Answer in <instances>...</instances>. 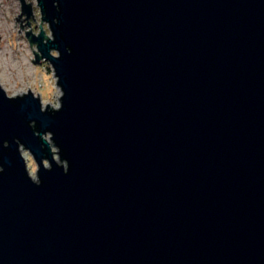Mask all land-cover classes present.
Wrapping results in <instances>:
<instances>
[{"label":"water","instance_id":"1","mask_svg":"<svg viewBox=\"0 0 264 264\" xmlns=\"http://www.w3.org/2000/svg\"><path fill=\"white\" fill-rule=\"evenodd\" d=\"M19 1L61 95L0 86V264H264V0Z\"/></svg>","mask_w":264,"mask_h":264},{"label":"rangeland","instance_id":"2","mask_svg":"<svg viewBox=\"0 0 264 264\" xmlns=\"http://www.w3.org/2000/svg\"><path fill=\"white\" fill-rule=\"evenodd\" d=\"M26 2H31L34 20L31 16L27 17V21L30 22V32L38 35L39 24H41V29L50 38L51 32H49L47 23L41 20L37 1L26 0ZM20 6L19 0H0V24L4 26L0 25V75L4 78L3 87L0 86L7 95H17L15 92L19 89L21 93H25L29 89L35 95L38 94L43 105L49 104L51 108H57L61 91L56 85V76H53L52 65L46 60L41 59L39 64L32 61V59L35 60L32 50L37 53L38 51L36 44L31 43L30 47L29 40L25 36L24 31L29 30V25H25L26 15L21 14L23 28L20 27V22L15 21V18L22 12ZM29 163L37 169L33 160L26 161L27 168Z\"/></svg>","mask_w":264,"mask_h":264},{"label":"clouds","instance_id":"3","mask_svg":"<svg viewBox=\"0 0 264 264\" xmlns=\"http://www.w3.org/2000/svg\"><path fill=\"white\" fill-rule=\"evenodd\" d=\"M52 55L55 56V55H57V53H56V52H53ZM50 136H51L50 133H49V134H46V135H43V136H42V139H44V140H48V139H50ZM22 156H23V158H24L26 161H31V160H32L31 155H30L29 152H27V151H23V150H22ZM65 163H66V166H67L68 162L65 161ZM47 166H48V165H47V163L45 162V167H47ZM3 171H4L3 167H0V172H3ZM65 174H67V173L65 172ZM28 176H29V178H30L31 180H33V181L36 180V169H35L34 165L31 164V163H29V165H28Z\"/></svg>","mask_w":264,"mask_h":264},{"label":"bare ground","instance_id":"4","mask_svg":"<svg viewBox=\"0 0 264 264\" xmlns=\"http://www.w3.org/2000/svg\"><path fill=\"white\" fill-rule=\"evenodd\" d=\"M0 25H2V24H0ZM2 26H3V25H2ZM3 27H4V26H3ZM3 76H4V75H3ZM3 79H4V78H2V75H0V85H1L2 87H3V82H2V81H3ZM19 92H20V93L22 92V91H21V89H19V90H16L15 94H17V95H18V94H19Z\"/></svg>","mask_w":264,"mask_h":264}]
</instances>
